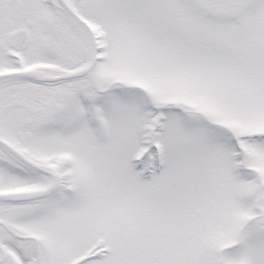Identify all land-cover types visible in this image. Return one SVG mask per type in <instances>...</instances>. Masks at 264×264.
I'll list each match as a JSON object with an SVG mask.
<instances>
[{"label":"snow or ice","instance_id":"obj_1","mask_svg":"<svg viewBox=\"0 0 264 264\" xmlns=\"http://www.w3.org/2000/svg\"><path fill=\"white\" fill-rule=\"evenodd\" d=\"M0 264H264V0H0Z\"/></svg>","mask_w":264,"mask_h":264}]
</instances>
